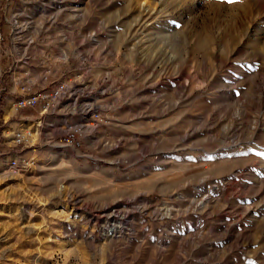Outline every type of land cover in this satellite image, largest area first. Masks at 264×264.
Instances as JSON below:
<instances>
[{
    "label": "rangeland",
    "instance_id": "374dc122",
    "mask_svg": "<svg viewBox=\"0 0 264 264\" xmlns=\"http://www.w3.org/2000/svg\"><path fill=\"white\" fill-rule=\"evenodd\" d=\"M0 264H264V0H0Z\"/></svg>",
    "mask_w": 264,
    "mask_h": 264
},
{
    "label": "built area",
    "instance_id": "2783aa9c",
    "mask_svg": "<svg viewBox=\"0 0 264 264\" xmlns=\"http://www.w3.org/2000/svg\"><path fill=\"white\" fill-rule=\"evenodd\" d=\"M71 95L72 88L70 87V82L61 81L53 89H42L39 92L22 97L16 101L15 105L17 109L35 108L40 105L44 113H56L60 109L62 102L69 100ZM89 115L90 117L86 120L92 126L102 120L101 114L98 111L93 110ZM85 126L83 124L76 125L74 123H68L64 127V133L61 139L62 144L81 147L84 139ZM33 133V130L30 128H20L15 134L16 142H29ZM10 166L14 169H25L30 166V163L25 158L13 159Z\"/></svg>",
    "mask_w": 264,
    "mask_h": 264
},
{
    "label": "crops",
    "instance_id": "0c3cea01",
    "mask_svg": "<svg viewBox=\"0 0 264 264\" xmlns=\"http://www.w3.org/2000/svg\"><path fill=\"white\" fill-rule=\"evenodd\" d=\"M56 74L53 76L55 77ZM51 84H47V86H45V88L47 89H53L55 88L60 82H61V79L60 80H52L50 81ZM98 83L94 82V83H90V81L88 82H83L82 83V87H81V92H90L92 90H95L98 88ZM96 92L98 94H101L100 91H98V89L96 90ZM66 102H64L62 104V106L65 104ZM33 109L34 113L38 114V115H31V116H25L24 114L21 115V117L18 119L19 122H26V120L28 121H32V125L34 128H38L40 130V134H45L46 132L48 131H53L55 132L56 130H60V136L63 135V131H64V127L70 123V121H67V120H55L56 118H61L62 116H65L67 115V109L65 107H61L56 113H51V112H48V113H44L41 109V106L38 105L37 107L35 108H31ZM54 114H58V116H51V115H54ZM86 115H89L90 114V111L88 112H85ZM27 117V118H26ZM33 117V118H31ZM18 122V123H19Z\"/></svg>",
    "mask_w": 264,
    "mask_h": 264
}]
</instances>
